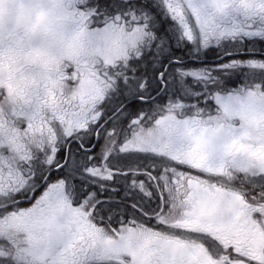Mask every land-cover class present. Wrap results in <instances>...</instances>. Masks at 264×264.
<instances>
[{"label":"snow or ice","instance_id":"6c2138e0","mask_svg":"<svg viewBox=\"0 0 264 264\" xmlns=\"http://www.w3.org/2000/svg\"><path fill=\"white\" fill-rule=\"evenodd\" d=\"M0 264H264V0H0Z\"/></svg>","mask_w":264,"mask_h":264}]
</instances>
